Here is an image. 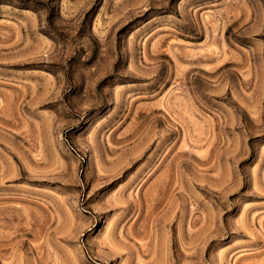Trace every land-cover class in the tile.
<instances>
[{
  "label": "rangeland",
  "instance_id": "obj_1",
  "mask_svg": "<svg viewBox=\"0 0 264 264\" xmlns=\"http://www.w3.org/2000/svg\"><path fill=\"white\" fill-rule=\"evenodd\" d=\"M0 264H264V0H0Z\"/></svg>",
  "mask_w": 264,
  "mask_h": 264
}]
</instances>
